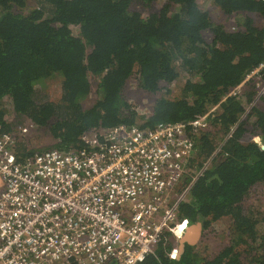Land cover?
Instances as JSON below:
<instances>
[{"label": "trees", "instance_id": "trees-1", "mask_svg": "<svg viewBox=\"0 0 264 264\" xmlns=\"http://www.w3.org/2000/svg\"><path fill=\"white\" fill-rule=\"evenodd\" d=\"M202 1L0 0V135L27 117L55 147L71 150L85 148L81 136L98 127L204 124L192 165L212 161L179 219L204 233L230 217L229 244L207 257L196 245L177 255L168 232L140 264H264V217L247 205L264 183V108L254 105L244 116L264 70L238 96L230 94L264 61V0H211L218 15ZM231 16L236 25L226 23ZM55 75L62 78L60 98L41 96ZM129 81L155 96L151 113L128 101ZM259 100L264 104V95ZM16 148L22 159L35 155L20 142Z\"/></svg>", "mask_w": 264, "mask_h": 264}, {"label": "built area", "instance_id": "built-area-1", "mask_svg": "<svg viewBox=\"0 0 264 264\" xmlns=\"http://www.w3.org/2000/svg\"><path fill=\"white\" fill-rule=\"evenodd\" d=\"M203 126L98 127L81 136L85 148L24 159L16 136L0 135V264H140L168 232L179 245L190 225L180 205L212 161L192 165Z\"/></svg>", "mask_w": 264, "mask_h": 264}, {"label": "rangeland", "instance_id": "rangeland-1", "mask_svg": "<svg viewBox=\"0 0 264 264\" xmlns=\"http://www.w3.org/2000/svg\"><path fill=\"white\" fill-rule=\"evenodd\" d=\"M165 1L166 0H158V5L161 6ZM201 3L202 6L206 9H209L212 14L218 15V8L212 4L211 0H203ZM238 18L240 17L238 16ZM219 20H224V17L220 18ZM236 21V18H234V16H231L226 23H228L229 25H236ZM247 81L248 80L244 81L243 84L240 85L242 91L244 90L245 83H247ZM137 85L138 84L135 81H129L126 88L128 101L140 113H151V107L154 104L155 96L140 89ZM172 89L174 90V93H178V91H180V87L178 86H172ZM40 91L41 96H47L53 100H57L58 98H60L62 92L61 76L55 75L54 77L49 79L43 89H40ZM171 95H173V92L171 93ZM260 96L261 95L258 93L251 104H248L246 106V112L244 113V116H246V114L250 112L251 107H253L254 105H258L261 107L263 106L264 108V104H261L259 100ZM95 98H97V93L94 90L86 104H92L95 101ZM15 119L16 122H18L19 119L17 117ZM21 121L22 122L15 131H11L8 133L15 135L16 141L27 147L29 151L37 154L49 148H57L55 147L56 140L45 128L37 127V125H35L27 117H22ZM221 141L222 140L219 138L218 143L221 144ZM195 164L197 165V163ZM247 205H249L251 210L253 209L260 211V215L264 217V183L256 185L254 187L253 194L247 200ZM230 224L231 218L223 217L214 222L210 229L204 231V233H202L203 235H201L200 242L196 244V248L199 250V253H201V255L205 257L211 256L217 250H221L224 245L229 244L228 239L230 236ZM261 230L264 231V226L261 227ZM168 239L171 240L173 246H175L173 252L176 251L177 255H179V245L176 237L171 234L169 237H167V240ZM222 243L225 244L223 245ZM221 245L223 246L221 247Z\"/></svg>", "mask_w": 264, "mask_h": 264}, {"label": "water", "instance_id": "water-1", "mask_svg": "<svg viewBox=\"0 0 264 264\" xmlns=\"http://www.w3.org/2000/svg\"><path fill=\"white\" fill-rule=\"evenodd\" d=\"M201 235V226L197 223L190 224L184 235L179 239V255L185 251L187 245H196L199 242Z\"/></svg>", "mask_w": 264, "mask_h": 264}, {"label": "bare ground", "instance_id": "bare-ground-1", "mask_svg": "<svg viewBox=\"0 0 264 264\" xmlns=\"http://www.w3.org/2000/svg\"><path fill=\"white\" fill-rule=\"evenodd\" d=\"M180 233H181V232H179V234H180ZM181 235L183 236V235H184V233H182Z\"/></svg>", "mask_w": 264, "mask_h": 264}, {"label": "clouds", "instance_id": "clouds-1", "mask_svg": "<svg viewBox=\"0 0 264 264\" xmlns=\"http://www.w3.org/2000/svg\"><path fill=\"white\" fill-rule=\"evenodd\" d=\"M50 149V148H49Z\"/></svg>", "mask_w": 264, "mask_h": 264}]
</instances>
